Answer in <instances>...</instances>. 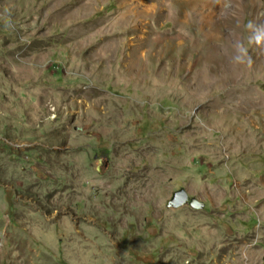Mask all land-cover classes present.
Listing matches in <instances>:
<instances>
[{
  "label": "rangeland",
  "instance_id": "374dc122",
  "mask_svg": "<svg viewBox=\"0 0 264 264\" xmlns=\"http://www.w3.org/2000/svg\"><path fill=\"white\" fill-rule=\"evenodd\" d=\"M234 1L0 0V264H264V10Z\"/></svg>",
  "mask_w": 264,
  "mask_h": 264
},
{
  "label": "bare ground",
  "instance_id": "6f19581e",
  "mask_svg": "<svg viewBox=\"0 0 264 264\" xmlns=\"http://www.w3.org/2000/svg\"><path fill=\"white\" fill-rule=\"evenodd\" d=\"M250 1H251V3H253V6L251 5L253 7V12L259 13L260 11L264 10V6H261L260 4L258 5L256 3H254V0L253 1L250 0ZM185 3L195 10L200 8L202 10L201 13L203 14V15L202 14L201 15L204 17V22L206 24L210 23L211 18H212V14H214V12H216V10H219V9L226 10V9L232 7V4L233 5L236 4L234 0H230L227 2H224L222 0H185ZM236 7H238L239 10L245 9V6L243 7L242 4H238V5H236ZM204 12L206 14H204ZM260 14H262V13H260ZM212 36H213V34L207 35V37H212Z\"/></svg>",
  "mask_w": 264,
  "mask_h": 264
},
{
  "label": "water",
  "instance_id": "95a60500",
  "mask_svg": "<svg viewBox=\"0 0 264 264\" xmlns=\"http://www.w3.org/2000/svg\"><path fill=\"white\" fill-rule=\"evenodd\" d=\"M185 205H188L194 210H202L205 206L203 202L197 200L194 197H190L183 188L175 191L172 194L171 199L166 203V206L172 209H178Z\"/></svg>",
  "mask_w": 264,
  "mask_h": 264
},
{
  "label": "clouds",
  "instance_id": "9594fccd",
  "mask_svg": "<svg viewBox=\"0 0 264 264\" xmlns=\"http://www.w3.org/2000/svg\"><path fill=\"white\" fill-rule=\"evenodd\" d=\"M248 26L250 28H255V39H256V42L259 43L261 41V38L264 37V25L254 26L250 23ZM248 59L250 62L251 58L249 57Z\"/></svg>",
  "mask_w": 264,
  "mask_h": 264
}]
</instances>
